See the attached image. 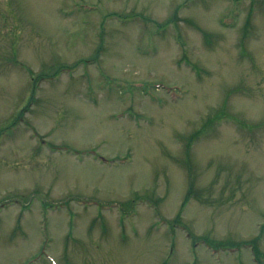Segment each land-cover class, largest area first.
Returning a JSON list of instances; mask_svg holds the SVG:
<instances>
[{
  "label": "rangeland",
  "instance_id": "374dc122",
  "mask_svg": "<svg viewBox=\"0 0 264 264\" xmlns=\"http://www.w3.org/2000/svg\"><path fill=\"white\" fill-rule=\"evenodd\" d=\"M0 264H264V0H0Z\"/></svg>",
  "mask_w": 264,
  "mask_h": 264
}]
</instances>
